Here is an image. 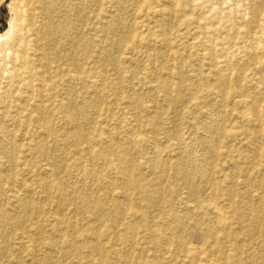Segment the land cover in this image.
I'll return each mask as SVG.
<instances>
[{
    "label": "rangeland",
    "instance_id": "1",
    "mask_svg": "<svg viewBox=\"0 0 264 264\" xmlns=\"http://www.w3.org/2000/svg\"><path fill=\"white\" fill-rule=\"evenodd\" d=\"M54 1L0 0V264H264V0Z\"/></svg>",
    "mask_w": 264,
    "mask_h": 264
},
{
    "label": "bare ground",
    "instance_id": "2",
    "mask_svg": "<svg viewBox=\"0 0 264 264\" xmlns=\"http://www.w3.org/2000/svg\"><path fill=\"white\" fill-rule=\"evenodd\" d=\"M84 1V0H83ZM40 2L42 3V8H43V10H42V12H43V15H46V17L48 16V15H50V14H52L53 12H54V9H55V6H56V3H55V1L53 2V3H51V4H48V0H40ZM128 3V2H127ZM83 7V6H82ZM124 8V7H123ZM127 8V7H126ZM11 9V8H10ZM86 9V8H85ZM85 12V11H84ZM64 15V14H63ZM58 16V15H57ZM62 17V16H61ZM57 21V20H56ZM51 25H52V22H51V20L50 19H48V18H46V19H44V27H46L47 28V31L44 33V39L46 40V43H47V46H49V44L51 43V41H53L54 40V37H55V35L57 34V33H64L65 31H67L68 30V27H67V25H65V24H60L58 27H57V29H55V30H51L50 28H51ZM4 26H5V24H4ZM14 29V26H13V24H12V21H9V30L5 33V34H2V33H0V44H3V45H7L8 43H3V41H4V39L6 38V37H10V33H11V31ZM19 29V28H18ZM78 29V28H77ZM145 30V29H144ZM73 32V31H72ZM144 32V31H143ZM216 33V32H215ZM223 33V32H222ZM16 34H18L19 35V33H18V31H16ZM81 34V33H80ZM143 34V33H142ZM21 36H22V34H21ZM127 36V35H126ZM22 38H23V36H22ZM210 38V37H209ZM12 42V41H11ZM57 43V42H56ZM228 43V42H227ZM11 44V43H10ZM63 45V44H62ZM2 46V45H1ZM65 48V47H64ZM230 50V49H229ZM228 50V51H229ZM263 50V49H262ZM5 52V51H4ZM225 54V53H224ZM229 54V53H228ZM124 56V55H123ZM202 56V55H201ZM226 56V55H225ZM48 57V55L45 57V59ZM15 58H16V60H18L21 64H27L28 62H27V60L25 59V58H23V57H19L18 55H15ZM121 59V58H120ZM111 61L113 60L112 58L110 59ZM110 60H109V62H110ZM120 61V60H119ZM115 62V61H114ZM118 62V61H117ZM116 62V63H117ZM120 64V63H119ZM118 64V65H119ZM17 65V64H16ZM223 70V69H222ZM221 70V71H222ZM33 78H34V76H33ZM32 78V79H33ZM80 73H78V72H75V73H73V72H71V71H68L67 72V74L66 75H64V79H63V82L65 83V84H67V85H73V84H75V85H80ZM192 78V77H191ZM199 78H200V76H199ZM230 79V78H229ZM35 80V79H34ZM87 80V79H86ZM85 80V81H86ZM198 80V79H197ZM82 81H83V79H82ZM199 81V80H198ZM87 83V82H86ZM90 83V82H89ZM202 83V82H201ZM200 83V84H201ZM197 84H198V82H197ZM200 84H199V86H200ZM259 84V83H258ZM45 87V86H44ZM28 90V89H27ZM192 93V92H191ZM195 93V92H194ZM191 95V94H190ZM59 96V95H58ZM193 96V95H192ZM88 97V96H87ZM190 99V98H189ZM38 102V101H37ZM43 102V101H42ZM246 105V104H245ZM41 106V105H40ZM44 106V105H43ZM78 106V105H77ZM247 106V105H246ZM250 106V105H249ZM77 108V107H76ZM247 108V107H246ZM249 110V109H248ZM246 111V110H245ZM247 112V111H246ZM75 114V117H77L78 119H80L81 117L83 118V117H85L86 116V114L85 113H80V111H78V112H75L74 113ZM242 114H244V113H242ZM247 114H249V113H247ZM245 115V114H244ZM243 116V115H242ZM246 116V115H245ZM81 118V119H82ZM85 119V118H84ZM242 119H243V117H242ZM257 126V125H256ZM10 127V126H9ZM73 128V127H72ZM214 128V127H213ZM75 129V128H74ZM129 131V130H128ZM213 132V131H212ZM138 136V135H137ZM75 137V136H74ZM82 138V136H81V134H80V132L76 135V138ZM134 137V136H133ZM139 137V138H138ZM136 139L139 141V139L141 138L140 136H138ZM83 139V138H82ZM133 139V138H132ZM135 139V140H136ZM136 140V141H137ZM80 142V141H79ZM136 144H138V143H136ZM210 145H211V147L213 146V143H210ZM137 146V145H136ZM135 147V146H134ZM137 148V147H136ZM43 149V148H42ZM2 150V149H1ZM155 153V152H154ZM157 154V153H156ZM187 154H190V153H187ZM95 155H99L100 156V154H98V153H96ZM103 156L104 157H107L108 155H107V153L106 154H103ZM158 156H161V155H159L158 154ZM189 156V155H188ZM155 157V156H154ZM157 159H158V157H157ZM154 160V159H153ZM156 160V159H155ZM153 163H155V162H153ZM157 163V162H156ZM185 163V162H184ZM207 163V162H206ZM195 164V163H194ZM154 166H155V164H154ZM205 167V166H204ZM183 168V164H180L179 166H178V169H182ZM117 170H118V172H120L122 175H125V176H127V177H129L130 178V181H131V171L127 168V167H125V165H124V159L123 158H121L120 159V165H118L117 166ZM4 171V170H3ZM206 171V170H205ZM186 175V177H188V179H189V177H190V173L188 172V173H186L185 174ZM205 175V174H204ZM112 177V176H111ZM126 178V177H125ZM167 180V179H166ZM200 180V179H199ZM130 181H126L125 183H124V188H128V187H130V185L132 184V183H130ZM158 185V184H157ZM128 189H130V188H128ZM126 190V189H125ZM128 191V190H127ZM205 204L206 205V203L205 202H201L200 203V205H202V204ZM203 204V205H204ZM212 204V203H211ZM107 206V205H106ZM213 206V204L211 205V207ZM119 207H121L120 205L118 206V209H120ZM188 207V206H187ZM200 207H202V206H200ZM206 208V207H205ZM205 208H203V209H205ZM219 208V207H218ZM218 208H217V210H218ZM117 209V210H118ZM193 209V208H192ZM200 209V208H199ZM202 209V210H203ZM214 210H216V208L214 209ZM124 211V210H123ZM193 211V210H192ZM194 211H195V207H194ZM119 212V211H118ZM127 212V211H126ZM218 212L220 213V209L218 210ZM214 213V212H213ZM215 214V213H214ZM218 214V213H217ZM221 214V213H220ZM219 214V215H220ZM13 215V214H12ZM217 216V215H215L216 216V223L219 225L220 224V221H221V217L220 216ZM222 215V214H221ZM184 217V216H183ZM54 218V217H53ZM99 220V219H98ZM176 225H177V227L178 228H181V226H182V219L180 218V217H178L177 218V222H176ZM130 228V229H129ZM128 229L130 230V231H132V230H134L135 228H134V226H132V227H128ZM153 231L155 230L154 228L152 229ZM129 233H131V232H129ZM154 238H153V240L154 241H158V240H160L161 238L160 237H158L157 235H156V233H154ZM105 240V239H104ZM130 240H132V237L131 236H129V237H127V239H126V241H129V242H133V241H130ZM165 240V239H164ZM169 240V239H168ZM170 241V240H169ZM164 242V241H163ZM30 243V242H29ZM170 243H171V241H170ZM156 244V243H155ZM162 245H163V243H162ZM167 246H168V244H166ZM165 245V247H167ZM189 244H187L186 246H185V248L188 246ZM191 246V245H190ZM159 247V246H158ZM189 247V246H188ZM63 248V247H62ZM168 248H169V246H168ZM167 248V249H168ZM191 248V247H190ZM189 248V249H190ZM97 249V248H96ZM166 250V249H165ZM192 250V249H191ZM52 251V250H51ZM50 251V252H51ZM169 251H170V249H169ZM188 252L190 251V250H187ZM165 252V251H164ZM167 252V251H166ZM187 252V253H188ZM52 253V252H51ZM164 254V253H163ZM166 255V254H165ZM164 255V256H165ZM117 258V257H116ZM152 259V258H151ZM153 262V261H152ZM199 262V261H198ZM209 263V262H208ZM211 263V262H210ZM209 263V264H210ZM198 264H200V262L198 263ZM211 264H213V262L211 263ZM215 264V263H214Z\"/></svg>",
    "mask_w": 264,
    "mask_h": 264
},
{
    "label": "water",
    "instance_id": "3",
    "mask_svg": "<svg viewBox=\"0 0 264 264\" xmlns=\"http://www.w3.org/2000/svg\"><path fill=\"white\" fill-rule=\"evenodd\" d=\"M3 10H4L3 8L0 9V17L3 16L2 15ZM2 24L4 25L3 21H2Z\"/></svg>",
    "mask_w": 264,
    "mask_h": 264
}]
</instances>
